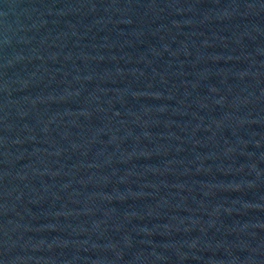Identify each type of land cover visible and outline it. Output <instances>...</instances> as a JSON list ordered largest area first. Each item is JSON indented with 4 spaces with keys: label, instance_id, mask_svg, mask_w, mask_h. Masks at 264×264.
I'll use <instances>...</instances> for the list:
<instances>
[{
    "label": "water",
    "instance_id": "water-1",
    "mask_svg": "<svg viewBox=\"0 0 264 264\" xmlns=\"http://www.w3.org/2000/svg\"><path fill=\"white\" fill-rule=\"evenodd\" d=\"M0 264H264V0H0Z\"/></svg>",
    "mask_w": 264,
    "mask_h": 264
}]
</instances>
